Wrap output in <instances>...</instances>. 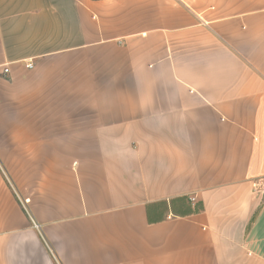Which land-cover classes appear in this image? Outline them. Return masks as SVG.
<instances>
[{
    "label": "crops",
    "instance_id": "obj_1",
    "mask_svg": "<svg viewBox=\"0 0 264 264\" xmlns=\"http://www.w3.org/2000/svg\"><path fill=\"white\" fill-rule=\"evenodd\" d=\"M0 157V264H264V0H0Z\"/></svg>",
    "mask_w": 264,
    "mask_h": 264
},
{
    "label": "trees",
    "instance_id": "obj_2",
    "mask_svg": "<svg viewBox=\"0 0 264 264\" xmlns=\"http://www.w3.org/2000/svg\"><path fill=\"white\" fill-rule=\"evenodd\" d=\"M179 200L182 201V206L186 210V213H194V212H199L202 208L201 206H196L195 208H192L191 205H187L186 198H180Z\"/></svg>",
    "mask_w": 264,
    "mask_h": 264
},
{
    "label": "built area",
    "instance_id": "obj_3",
    "mask_svg": "<svg viewBox=\"0 0 264 264\" xmlns=\"http://www.w3.org/2000/svg\"><path fill=\"white\" fill-rule=\"evenodd\" d=\"M27 66H28L29 68H33V67H34V64H33V62H29V63L27 64ZM5 72H8V68H5ZM189 200H190V201H194L195 198H194V197H190Z\"/></svg>",
    "mask_w": 264,
    "mask_h": 264
},
{
    "label": "rangeland",
    "instance_id": "obj_4",
    "mask_svg": "<svg viewBox=\"0 0 264 264\" xmlns=\"http://www.w3.org/2000/svg\"><path fill=\"white\" fill-rule=\"evenodd\" d=\"M0 159H8V158H6V157H0ZM0 166H1V168L3 169V166H2V163H1V161H0ZM3 171H4V169H3ZM6 174V173H5Z\"/></svg>",
    "mask_w": 264,
    "mask_h": 264
}]
</instances>
